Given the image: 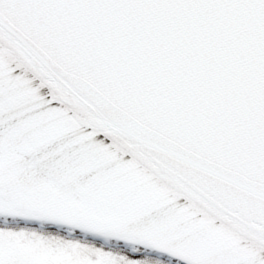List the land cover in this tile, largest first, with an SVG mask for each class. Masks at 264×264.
<instances>
[{
	"label": "snow or ice",
	"instance_id": "obj_1",
	"mask_svg": "<svg viewBox=\"0 0 264 264\" xmlns=\"http://www.w3.org/2000/svg\"><path fill=\"white\" fill-rule=\"evenodd\" d=\"M0 264H264V0H0Z\"/></svg>",
	"mask_w": 264,
	"mask_h": 264
}]
</instances>
